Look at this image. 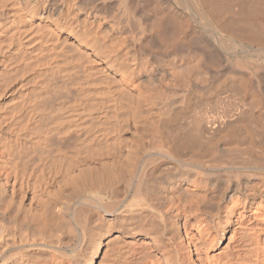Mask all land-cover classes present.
I'll return each instance as SVG.
<instances>
[{"label":"bare ground","instance_id":"6f19581e","mask_svg":"<svg viewBox=\"0 0 264 264\" xmlns=\"http://www.w3.org/2000/svg\"><path fill=\"white\" fill-rule=\"evenodd\" d=\"M123 235L264 264V0H0V264Z\"/></svg>","mask_w":264,"mask_h":264},{"label":"rangeland","instance_id":"374dc122","mask_svg":"<svg viewBox=\"0 0 264 264\" xmlns=\"http://www.w3.org/2000/svg\"><path fill=\"white\" fill-rule=\"evenodd\" d=\"M120 238H121V240H122V242H123L124 244H125V240H124V239H130V238H127L125 235H123V236L120 237ZM118 240H119V239H117V240L115 239V241H113L112 244H111V242H109V243L106 244V246H107V245H108V246H110V245L113 246V245L116 243V241H117V244H115V245H119V244L121 243V241L119 240V241H120V242H119ZM136 241L139 243L140 240H137V239L134 240V242H135V246H137L136 244H138ZM118 242H119V244H118ZM131 242H132V241H130V245L134 244V242H132V244H131ZM109 244H110V245H109ZM121 244H122V243H121ZM121 244H120V246H117V247H120V248H121V247L123 246L121 251H122L125 255H126V253H129L128 251L131 249V251H130V252H131V253H130L131 255L128 254L129 256H127V255L125 256V255L123 254V255L125 256V258H123L124 256H122V254H121L122 252L119 251L120 248H116V246H115V247L113 246L114 248H112L111 246H110V247H108V246L106 247V246H105V256L107 255L106 258L108 257L109 254H110V255H109L108 258H110V257L112 258L113 256L116 257V256L119 255L118 258H122L123 260H126L125 263H128V264L130 263V264H132V262H130V261H133L134 263H136V260H138L139 257L136 258V256L134 257V255L137 254L135 251H138V250H139V248H138L139 246H137V247L134 249V247L131 248V246H130L129 244H128V245H129V246H128L127 243L125 244V246H124V244L121 246ZM126 245H127V246H126ZM138 245H140V244H138ZM132 246H134V245H132ZM127 247H129V248H128V250L125 251V249H123V248H127ZM115 249H117L118 251H116ZM132 249H133L134 251H132ZM111 250H112V251H111ZM113 250H115V252H114ZM110 252H111V253H110ZM118 252H119V253H118ZM133 252H135V254H133ZM107 253H109V254H107ZM116 253H117L118 255H116ZM138 253H139V251H138ZM111 254H112L113 256H112ZM120 255H121V257H120ZM132 255H133V256H132ZM138 255H139V254H137V256H138ZM130 257H131V258H130ZM128 258H129L130 260H129ZM132 258H134V259H136V260H134V259L132 260ZM127 259H128L129 261H128ZM134 263H133V264H134ZM137 264H139V260H138Z\"/></svg>","mask_w":264,"mask_h":264}]
</instances>
